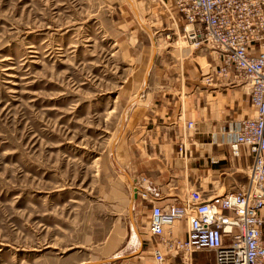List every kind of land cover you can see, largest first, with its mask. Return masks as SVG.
<instances>
[{
    "label": "rangeland",
    "instance_id": "obj_1",
    "mask_svg": "<svg viewBox=\"0 0 264 264\" xmlns=\"http://www.w3.org/2000/svg\"><path fill=\"white\" fill-rule=\"evenodd\" d=\"M190 29L171 0H0V264H101L138 234L152 242V183L121 154L130 121L183 99L178 80L251 107L247 80L219 74ZM191 129L178 146L197 145ZM234 176L199 187L234 191L247 179ZM174 179L157 189L162 204L189 187Z\"/></svg>",
    "mask_w": 264,
    "mask_h": 264
},
{
    "label": "built area",
    "instance_id": "obj_2",
    "mask_svg": "<svg viewBox=\"0 0 264 264\" xmlns=\"http://www.w3.org/2000/svg\"><path fill=\"white\" fill-rule=\"evenodd\" d=\"M173 6L192 29L188 39H200L215 49L221 59L219 74L246 79L255 114L240 121L228 143L229 155L239 158L247 149L250 162L246 181L234 191L213 194L199 185L189 187L182 197L172 196L164 204L150 199L147 233L154 243L152 257L164 264L167 253L183 259L184 252L209 251L213 264H264V0H172ZM187 121L185 129L193 127ZM178 155L186 147L179 142ZM145 194V192H144ZM186 221V236H172L174 223ZM153 246V245H152ZM154 249V250H153Z\"/></svg>",
    "mask_w": 264,
    "mask_h": 264
},
{
    "label": "crops",
    "instance_id": "obj_3",
    "mask_svg": "<svg viewBox=\"0 0 264 264\" xmlns=\"http://www.w3.org/2000/svg\"><path fill=\"white\" fill-rule=\"evenodd\" d=\"M204 68L207 70L206 66ZM194 80L189 79L184 83L178 80V86L173 85L176 91L184 92L183 99L175 95L171 98L156 99L158 103L150 102L145 104V110L142 108L146 119L142 116L144 111L141 110L132 124L130 121L125 146L121 148L124 168L131 176H142L152 183L148 193L145 192L149 198L158 196L157 189L163 190L174 178L175 181L185 180L189 187L201 186L203 177L207 184L222 180L229 185L233 179H236L234 176L236 172H244L250 162L245 147L242 148L239 158L230 157L228 143L238 130L240 121L255 114L254 106L251 104L250 111L246 110V107L240 108V105L244 104V99L238 102V98L231 93V89L226 88L225 93L218 96L216 94L218 87L217 90L201 87L198 83L200 81H197V86L194 87ZM251 111L252 115H250ZM187 120L195 122L191 133L188 132V134L189 139H194L197 145L186 146V155L181 157L178 156L177 141L182 134H185L186 129L182 123ZM217 186L216 184L215 187ZM224 192L225 190L212 191L213 194ZM167 194L169 193H165L164 196ZM186 228L184 219L176 221L172 236L184 239ZM120 233L119 238L122 237ZM138 236L139 234L135 244L132 238V241L127 240L126 244L116 251L117 253L110 255L111 257L109 256L110 258L102 261L101 264H156L151 252L154 243L146 244L142 242L143 235H140V239ZM119 238L110 237L109 241L117 243ZM262 240L264 242V230ZM108 242L105 246L107 252L112 249L109 250ZM207 252L199 251L191 256L184 252L183 259L175 253H166L164 264H213V252Z\"/></svg>",
    "mask_w": 264,
    "mask_h": 264
},
{
    "label": "bare ground",
    "instance_id": "obj_4",
    "mask_svg": "<svg viewBox=\"0 0 264 264\" xmlns=\"http://www.w3.org/2000/svg\"><path fill=\"white\" fill-rule=\"evenodd\" d=\"M188 28H190V27H188ZM247 168H249V166ZM155 249H158V250L162 251L163 254H166L167 253L166 248H165V246L162 243H158L157 244V247Z\"/></svg>",
    "mask_w": 264,
    "mask_h": 264
}]
</instances>
